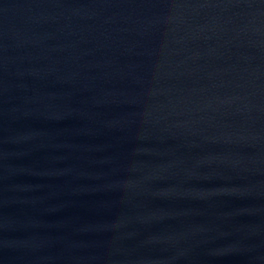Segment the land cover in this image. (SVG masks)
I'll use <instances>...</instances> for the list:
<instances>
[{"label": "water", "instance_id": "water-1", "mask_svg": "<svg viewBox=\"0 0 264 264\" xmlns=\"http://www.w3.org/2000/svg\"><path fill=\"white\" fill-rule=\"evenodd\" d=\"M264 100V0H158Z\"/></svg>", "mask_w": 264, "mask_h": 264}]
</instances>
